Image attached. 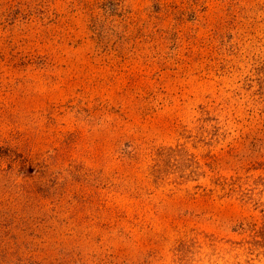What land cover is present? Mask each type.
Instances as JSON below:
<instances>
[{"label":"rangeland","instance_id":"obj_1","mask_svg":"<svg viewBox=\"0 0 264 264\" xmlns=\"http://www.w3.org/2000/svg\"><path fill=\"white\" fill-rule=\"evenodd\" d=\"M0 264H264V0H0Z\"/></svg>","mask_w":264,"mask_h":264}]
</instances>
